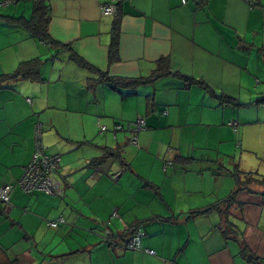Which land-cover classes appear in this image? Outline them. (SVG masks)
Wrapping results in <instances>:
<instances>
[{"label": "crops", "instance_id": "obj_1", "mask_svg": "<svg viewBox=\"0 0 264 264\" xmlns=\"http://www.w3.org/2000/svg\"><path fill=\"white\" fill-rule=\"evenodd\" d=\"M106 2L47 0L52 47L14 21L31 18L32 0H0V76L36 61L40 78L0 85V188L23 175L37 123L64 176L62 195L15 187L0 205V264H256L243 249L264 264L263 188L250 185L223 203L235 189L232 167L240 168L236 155L225 162L222 145L239 127H264V106L254 105L264 97V0H125L117 17L102 18ZM71 56L123 80L168 73L115 89ZM225 96L249 106L220 104ZM138 118L146 129L134 146L114 126ZM115 146L122 164L93 163ZM60 217L64 224L47 226ZM105 224L117 245L138 228L142 249L155 255L109 246Z\"/></svg>", "mask_w": 264, "mask_h": 264}, {"label": "trees", "instance_id": "obj_2", "mask_svg": "<svg viewBox=\"0 0 264 264\" xmlns=\"http://www.w3.org/2000/svg\"><path fill=\"white\" fill-rule=\"evenodd\" d=\"M123 1H125V0H116V15H115V17H117V15H118V11H119L118 6ZM200 1H202V0H200ZM46 2H47V0H32L31 18L29 20L21 19V20H14V21H16L21 27H23L25 30H27L32 37H35L36 39H38L39 41H42L44 43H48L52 47H58V45L50 39L49 34H48L49 17L46 14V8H47ZM117 33H118V22H115V24L113 26V31H112V41H111V44L109 46V51H108L109 52V56H108L109 62L116 60V56H117V40H116L117 39ZM66 49H68V48H66ZM71 57H72V59H74V61H76V63L81 68L94 70L95 73L98 74V81L100 83H105V84L110 85L111 87H113L115 89L117 87H124L125 85L127 87H137V86L149 81L151 78L155 79V78H158L160 76H164L166 73H168V69L158 68L149 76V78H139V79H134V80H123V79L110 77L106 73L99 72L93 68H90V66H88L84 61H82L77 56H71ZM159 62L161 63V62H163V60H160ZM36 66H37L36 61L21 63L18 66V68L12 74L0 76V85H2L3 83H6V82L12 81V80H30V81L40 80ZM176 77L179 80H181L186 86L201 85L202 87H204L206 89V85L203 82H199V81H197L191 77H187V76H183V75H177ZM222 103H224V104L227 103L230 105H234L236 107H240V104H238L233 99H230L227 96L220 99V104H222ZM254 105L255 106L264 105V97L256 100L254 102ZM246 106H249V105H242L241 107L245 108ZM116 125H118V124H116ZM145 129H146V126H145ZM107 160L117 161L120 164H122L121 152H120V148L118 146L117 147L115 146L112 149H105L104 155L100 159L93 161V163L94 164L103 163ZM241 175H242V173L240 172L238 167H234V169L231 173V176L235 180V189L228 195V197L226 198V200L223 201V203H226V204L232 203L242 190H246L247 188H249L248 186L253 185V184H255V185L257 184V185L261 186L263 188V193H261L260 195L261 196L264 195V177H260V179H258V180L254 179L253 181H255V180L257 181V183H254L249 179V176L251 178L257 177V176L256 175L254 176V174H252V173H248L247 174V176H248L247 183H244V185H242L241 178H240ZM211 208L212 207L206 208V209L201 210V211H195L192 213V215H199L202 213H206ZM136 229H138V228L130 230L126 234H131ZM123 236L119 237L120 240H121V238H123ZM243 250H244L243 254L248 257L250 262H253L256 264L259 262V260H257L254 256L248 255L245 249H243Z\"/></svg>", "mask_w": 264, "mask_h": 264}, {"label": "built area", "instance_id": "obj_3", "mask_svg": "<svg viewBox=\"0 0 264 264\" xmlns=\"http://www.w3.org/2000/svg\"><path fill=\"white\" fill-rule=\"evenodd\" d=\"M199 2L200 0H195ZM182 5L186 4V0H181ZM100 15L102 18H113L116 15V0H107L105 4L100 6ZM233 131H236L237 124L232 122L229 124ZM145 121L138 118L136 121L128 124L125 128L122 125H115L114 131H122L126 129L130 132V142L132 145H137V134L145 129ZM105 127H101L100 131L104 132ZM34 153L25 166L23 175L16 183V185L4 184L0 188V205H9L10 196L17 187L24 194H31L33 192H43L49 196L62 195L61 179L64 176L60 175L61 158L59 155L48 154L42 145V126L37 123L34 127ZM116 177V176H115ZM114 177V178H115ZM117 210H113L112 217H117ZM64 224V220L60 217L55 221L47 222V226L56 229ZM106 231L103 233V241L109 246H120L125 251L143 252L147 255L154 256L152 250H144L141 246V239L143 233L136 229L131 234H125L121 238L120 245L115 242V236L108 224H105Z\"/></svg>", "mask_w": 264, "mask_h": 264}, {"label": "rangeland", "instance_id": "obj_4", "mask_svg": "<svg viewBox=\"0 0 264 264\" xmlns=\"http://www.w3.org/2000/svg\"><path fill=\"white\" fill-rule=\"evenodd\" d=\"M261 110L262 111H260L259 117L262 120L264 119V109ZM263 134L264 127H252V129L249 128L245 132H241V128L239 127L238 133L233 135L235 140L232 142L229 141L227 144H222L226 150V158L223 156L226 163H229V159L236 155L232 162H234V164H238L240 168V172L242 173L240 176L242 185L247 183V174L249 172L254 174V176H257L253 178L249 176V179L254 183H257L256 180L260 179V177H264V140L263 142H259ZM239 140L241 143L240 147L236 144ZM230 145H232V147ZM233 168L234 167H232V171ZM254 179L256 180L253 181Z\"/></svg>", "mask_w": 264, "mask_h": 264}]
</instances>
